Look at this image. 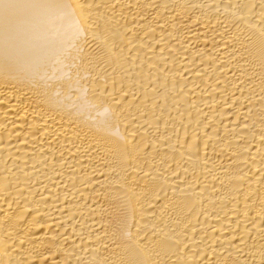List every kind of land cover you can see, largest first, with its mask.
<instances>
[{
    "label": "bare ground",
    "instance_id": "obj_1",
    "mask_svg": "<svg viewBox=\"0 0 264 264\" xmlns=\"http://www.w3.org/2000/svg\"><path fill=\"white\" fill-rule=\"evenodd\" d=\"M0 264H264V0H0Z\"/></svg>",
    "mask_w": 264,
    "mask_h": 264
}]
</instances>
